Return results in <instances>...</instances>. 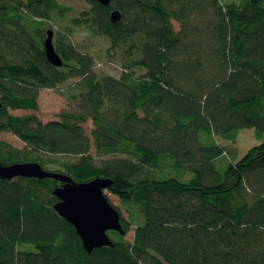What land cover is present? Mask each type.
<instances>
[{
	"label": "trees",
	"instance_id": "16d2710c",
	"mask_svg": "<svg viewBox=\"0 0 264 264\" xmlns=\"http://www.w3.org/2000/svg\"><path fill=\"white\" fill-rule=\"evenodd\" d=\"M87 1L55 30L71 7L0 0V135L25 145L0 139V161L110 180L129 218L116 207L124 233L89 253L55 211L62 182L0 178V264H264V143L238 161L223 143L264 134V0ZM79 31L109 40L119 77L97 70ZM45 89L74 109L47 123L14 114L39 111Z\"/></svg>",
	"mask_w": 264,
	"mask_h": 264
},
{
	"label": "water",
	"instance_id": "95a60500",
	"mask_svg": "<svg viewBox=\"0 0 264 264\" xmlns=\"http://www.w3.org/2000/svg\"><path fill=\"white\" fill-rule=\"evenodd\" d=\"M98 1L105 6L111 3L110 0ZM121 18L120 11L112 12L111 19L114 23L119 22ZM47 35L44 45L48 60L54 67L60 68L63 66V60L54 46V31L49 29ZM18 177L50 178L63 183V187L54 192L59 199L55 211L76 228L87 252L114 247L108 232L124 233L121 214L106 195V191L112 186L110 180L98 178L88 183H76L69 176L45 170L37 163L5 166L0 161L1 179L13 180Z\"/></svg>",
	"mask_w": 264,
	"mask_h": 264
},
{
	"label": "rangeland",
	"instance_id": "374dc122",
	"mask_svg": "<svg viewBox=\"0 0 264 264\" xmlns=\"http://www.w3.org/2000/svg\"><path fill=\"white\" fill-rule=\"evenodd\" d=\"M61 4L72 8V12L69 13L63 21H58V17L54 18V29H60V25H67L71 19L80 16V14L89 8L90 4L87 0H58ZM177 30L180 29V25L175 22ZM53 29V31H55ZM75 43L80 50L91 53L96 60L97 70L104 71L107 74L119 77L121 74L122 65L117 58L110 57L107 54V49L110 47L108 39L103 37H96L91 35L87 31H79L75 37ZM141 71H138L140 73ZM72 84V82L70 83ZM68 86L61 87L62 91H65ZM40 109L39 111H18L14 112L15 115L24 116L34 114L38 116L44 123L58 120L60 114L63 111H71L74 109L72 103L63 94L52 90L45 89L41 92L39 98ZM88 132L92 129V123L86 124ZM0 139L6 141L13 146L23 149L24 143L10 133H3L0 135ZM224 145L230 150L232 160L238 161L242 159L247 152L255 147L264 143V134H259L255 128L244 129L239 132L238 138L235 142L223 141ZM230 159L228 152L227 156ZM223 162V161H222ZM219 164V162H217ZM221 170L220 165H217ZM224 170V169H223ZM112 204L123 212L126 219L129 218V214L122 209L121 201L114 195H109ZM135 227L132 228L131 233L127 236L128 241H132L134 237Z\"/></svg>",
	"mask_w": 264,
	"mask_h": 264
},
{
	"label": "bare ground",
	"instance_id": "6f19581e",
	"mask_svg": "<svg viewBox=\"0 0 264 264\" xmlns=\"http://www.w3.org/2000/svg\"><path fill=\"white\" fill-rule=\"evenodd\" d=\"M75 63V62H74ZM72 98H74V97H72Z\"/></svg>",
	"mask_w": 264,
	"mask_h": 264
}]
</instances>
